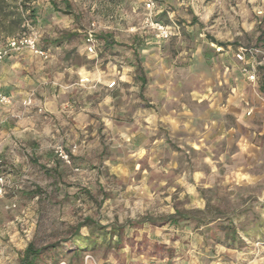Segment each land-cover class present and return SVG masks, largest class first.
Masks as SVG:
<instances>
[{"label":"rangeland","instance_id":"rangeland-1","mask_svg":"<svg viewBox=\"0 0 264 264\" xmlns=\"http://www.w3.org/2000/svg\"><path fill=\"white\" fill-rule=\"evenodd\" d=\"M23 1L36 14L23 13L17 36L34 33L37 46L48 55L40 59L43 76L72 90L52 122L59 125L62 137L67 130L65 115L85 107V151L78 157L76 148L57 141L55 135L56 142L47 149L49 160H40L50 173L36 168L33 164L39 161L30 157L22 156L15 168L9 153L0 159V173L9 180L3 198L29 200V210L34 211L31 215L38 217L36 223L27 224L33 226L26 239L21 232L25 224L20 227L15 220L18 207L6 205L0 211V264H20L29 244L39 252L32 264H264V92L259 89L261 112L257 116H253L256 109L247 105L240 117L229 114L218 120L206 139L207 129L195 121L192 127L181 125L174 132L161 126L152 134L147 129L145 135L142 126L131 128L137 142L130 145L117 136L116 130L123 128L111 125L116 118L107 106H97L115 92L109 90L116 83H88V77L80 79L77 74L81 67L89 74L100 69L108 79L111 57L118 56L122 59L118 70L129 67L138 77L165 68L168 85L180 81L184 91L190 81L188 56L201 48L202 55L233 56L246 77L242 70L251 71L247 60L255 59V81L246 80L262 83L264 19L256 31V42L237 27L240 19L233 12L225 27L219 24L209 29L199 23L191 31H181L177 23H170L176 26L174 35L160 41L141 29L144 0ZM184 5L186 12L182 10L180 20L185 24L197 1L184 0ZM258 13L264 16V11ZM215 16L225 18L221 13ZM92 23L97 30V53L79 55L78 48L84 49V32ZM130 28L134 31L129 32ZM5 45L6 40L0 37V48ZM240 48L244 50L238 51ZM237 53L243 61L236 58ZM169 72H173L172 79ZM150 92H143L144 101L154 110L157 95ZM30 95L32 105H25L27 98H21L19 111L9 118L17 122L32 111L39 113ZM139 96L132 94L130 100ZM178 104L193 106L195 115L207 110L206 103L191 102L187 94L181 95ZM128 105L131 114H137L139 104ZM141 134L144 139L154 135L157 141L144 143L142 151L136 147ZM29 140L28 134L21 142L28 149ZM57 146L72 152L78 172L55 157ZM10 151H14L13 145L6 146L5 152ZM158 156L162 158L159 162ZM120 165L127 169L125 175L120 173ZM147 220L157 225H149ZM76 234L90 240L78 239Z\"/></svg>","mask_w":264,"mask_h":264},{"label":"crops","instance_id":"crops-1","mask_svg":"<svg viewBox=\"0 0 264 264\" xmlns=\"http://www.w3.org/2000/svg\"><path fill=\"white\" fill-rule=\"evenodd\" d=\"M21 1L23 0H5V3L10 9L12 6H17ZM196 1L197 5L191 6V18L189 21H185V24L180 20L182 18V10L186 12L187 6L184 5V0H157L155 19L165 25L177 23L181 31H191L192 28L198 26L199 23L208 25L209 29H213L219 24L225 27V23H229L230 12H233L234 15H237L240 19V22H237V27L242 30L243 33L251 35L255 42L259 40L256 31L259 29L262 22L261 20L264 19V16H257V12L264 11V0ZM203 4H205V6ZM24 5L25 11H22L20 8L19 11H17L22 18L23 13L30 10L34 12V15L36 14L35 9L27 6L25 2ZM220 13L222 16H225V18L222 17L221 19V17H218L215 19V15L220 16ZM9 19L10 18H6L1 21V23L7 27ZM21 26L22 21L17 27H12L10 33L6 32L8 30L4 31L0 28V37L4 38L6 41L16 37ZM128 30L129 32H133L134 28ZM214 31L216 32V30H213V32ZM215 42L216 45L222 46V44L218 43V40H215ZM242 50L244 49L240 48L238 51ZM247 51L251 53L250 49ZM77 53L79 55L85 54L82 46L78 48ZM178 56L181 57L182 54L179 53ZM40 59L42 58L34 56L27 51H21L12 53V55L6 57L0 65V92L9 96L12 100L10 105L1 108L0 159H3L6 153H9V158H12L13 161L11 163H13L14 168L17 166L18 159H22L23 157H30L32 160H38L39 163L41 162L40 160H49L50 153H48L47 149L52 143L56 142L54 141L55 135L59 137V125L55 126L52 121L57 118L56 115L59 114L60 106L63 107L65 105L64 102L70 97L72 91L71 89L63 87V85L60 86L55 84L54 81L43 76V66L40 64ZM111 60L113 62L110 63L111 67L109 68L108 79L102 77V75L107 74L100 69L89 74L85 73L84 67H81L79 68L81 70L78 69L79 73L77 72V74L80 76V79L82 76L88 77L90 79L87 80L88 83L93 80L105 81L103 83L106 86L111 83H116V85L109 90L113 91L115 89V92L98 102L97 106L101 104L107 106L113 117L116 118V121H110L112 123L111 125H113L114 128H123L121 130H116L117 136L121 138L123 142L130 143V145L137 142L134 141L135 134L132 133L131 128H136L138 126H142V129L145 128L143 132H145L146 135L147 129V133L151 130L150 132L152 134L157 127L167 126L171 132H174L181 125L192 127V123L197 121L199 125L208 130H204L205 136H203V138L206 139V135L210 134V131L217 126L218 120L223 119L226 115L233 114L240 117L248 109V106H251L254 110L256 109L253 115L254 117L257 116L258 112H261L258 111V106H261V99L259 98V86L261 83L257 81L259 84L258 86L257 83H250L246 80L247 77L242 75L238 70L240 63L236 62L233 56H229L227 53H222L217 56H210L208 54L202 55L201 48H198L194 53L190 54L188 56L189 71L187 72L190 81L187 82L188 86L185 82V86L188 88L184 91H181L184 87V83H180V81L177 84L172 82L171 85H168V77L166 76L168 71L165 68L164 70L158 69L156 72H147V74L142 73L140 76L135 77V74L128 69L129 67H123L122 71L118 70V63L120 64L122 60L120 57L113 56ZM254 61L255 59L253 58H248L247 60L251 65V71L255 74L256 64L254 65ZM161 66L163 67L162 64ZM169 77L172 79L173 72H169ZM144 91H147L149 94L151 93L150 91H153V95H157L156 100L158 106L154 110L147 108L149 106H147V103L144 101ZM30 94L34 96L35 106L37 110H40H38L39 113L32 111L27 118L17 122L9 118L19 111V104H17V102L21 98H29L31 96ZM126 94H128L129 97ZM132 94H140L141 98L139 96L133 100L131 99V101L130 98ZM182 94H187L188 99L196 104L206 103L207 110L200 115H195V111H193L192 108L193 106L191 107L189 104H178ZM129 103L139 104L137 107L138 111H136L137 114H131ZM84 109L85 107L79 108L76 111L72 109L65 115L67 130L62 134V137L57 138V141L64 142L68 147L76 148L78 157L83 156L85 151L84 136L86 132L84 128L86 124V113H84ZM235 110L239 111L238 114L235 113ZM202 119L205 120L204 123L200 122ZM243 119L245 120L244 116ZM73 132L76 134L73 135ZM28 134L31 140L29 149L21 144L25 135L27 136ZM147 136L144 139V134L140 135L141 145L138 144V146H136L137 148L140 147L142 149L144 148V143L148 145L151 142L154 143L157 141L155 137H153L154 135L150 139L149 136ZM7 145H13L14 151L5 152ZM142 151L144 150L142 149ZM157 159L158 161H156L159 162L162 158L158 156ZM79 160L81 159H78V161ZM33 165L36 168H42L41 163H35ZM26 167L29 169L28 164ZM47 167L49 168L50 166L47 165ZM119 167L120 173L125 175L127 169L122 165ZM1 168L2 166H0V169ZM42 171L46 173L49 172L44 168H42ZM16 199L17 196L0 200V211L5 209L6 205L15 204V206L18 207V214L15 220L20 224V227L22 224H25V227H21V232L23 233V237L29 239V232L33 225H29L28 227L27 224L29 222L36 223L38 217L37 215L34 217L31 215L34 214L33 210H29L31 209L32 202L29 200H20L19 197L18 200ZM0 220H3L2 216H0Z\"/></svg>","mask_w":264,"mask_h":264},{"label":"built area","instance_id":"built-area-1","mask_svg":"<svg viewBox=\"0 0 264 264\" xmlns=\"http://www.w3.org/2000/svg\"><path fill=\"white\" fill-rule=\"evenodd\" d=\"M157 10V0H144L143 2V17L141 20V29L148 30L154 34L156 39L160 41H168L174 35L176 26L165 25L155 19ZM258 14H262L259 12ZM96 26L92 23L84 32V52L89 56H95L97 53V39H96ZM21 51H27L34 56H38L43 59H47L48 55L45 51L39 49L37 46V36L32 33L29 35H21L13 37L6 41V45L0 48V65L6 57L11 53H18ZM236 58L239 61H243V57L240 53L236 54ZM243 73L247 75L250 82L255 81L254 72L243 69ZM81 83H86L85 80H80ZM11 104L9 96L0 92V125H1V108ZM25 105H32V97L27 98ZM71 153L66 151L63 147L57 146L54 148L55 157L65 166L71 168L74 172H78V168L74 167ZM9 186V180L3 174H0V200L6 194V189ZM9 208H16L15 204H10Z\"/></svg>","mask_w":264,"mask_h":264},{"label":"trees","instance_id":"trees-1","mask_svg":"<svg viewBox=\"0 0 264 264\" xmlns=\"http://www.w3.org/2000/svg\"><path fill=\"white\" fill-rule=\"evenodd\" d=\"M19 8L22 11H25V5H24V1H22L21 3H19L17 6H12L9 9V6L5 3V0H0V26L3 27L2 29L4 31H6L7 33L11 32L12 27H17L18 24L22 21V17L19 14ZM67 13V12H66ZM20 15V16H19ZM29 15L30 17L34 16V12L33 11H29ZM6 18H10L8 21V25L6 27V25H3L1 23V21L5 20ZM261 92H264V81L261 83L260 87H259ZM147 222L149 225H157L154 222H150V221H145ZM165 222H162L158 225H162ZM117 232L114 231V235H116ZM76 236L78 237V239H84V241H88L90 240L89 237H84V238H80V236H78V234H76ZM129 237V236H127ZM129 240V238H127ZM96 242H94L95 245ZM38 251L34 249V247L32 245H28L27 248L24 251V257L22 258L20 264H26L25 262H27L28 264H32L33 261L35 260V258L38 255Z\"/></svg>","mask_w":264,"mask_h":264}]
</instances>
